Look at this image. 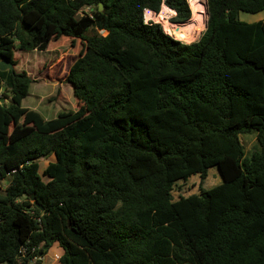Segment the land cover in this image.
I'll use <instances>...</instances> for the list:
<instances>
[{
  "label": "trees",
  "instance_id": "obj_1",
  "mask_svg": "<svg viewBox=\"0 0 264 264\" xmlns=\"http://www.w3.org/2000/svg\"><path fill=\"white\" fill-rule=\"evenodd\" d=\"M162 3L191 16L187 0H0V59L57 39L79 55L78 108L52 119L22 106L25 71H0V264L54 244L59 264H264V19L239 18L264 0H206L190 43L143 23ZM214 166L221 183L172 199Z\"/></svg>",
  "mask_w": 264,
  "mask_h": 264
},
{
  "label": "rangeland",
  "instance_id": "obj_2",
  "mask_svg": "<svg viewBox=\"0 0 264 264\" xmlns=\"http://www.w3.org/2000/svg\"><path fill=\"white\" fill-rule=\"evenodd\" d=\"M192 5L202 6L203 14H205V18L207 19L205 0H190V11ZM88 10L89 9L84 8L82 13ZM239 18L241 21L249 23L259 21L264 18V10L255 14L240 12ZM204 29L205 27L189 42L177 38L175 39L184 43L196 41ZM93 33L94 31L90 30L87 32V35ZM98 33L102 35L106 34L105 31H98ZM53 44L51 43L44 51L14 50L13 53L17 63L14 65V70L17 72L25 71L33 79L26 97L22 100V106L38 112L45 119H52L61 112L76 111L78 108V101L73 96L72 85L66 81L69 67L79 56L77 47L67 41L64 42V39L54 40ZM1 99L2 101H0V104L6 101L4 96ZM239 140L247 155H249L257 145L256 134L254 132L240 134ZM54 159L53 155L39 159V173L41 174L47 164ZM42 179L47 181L48 178L47 176H42ZM222 181L223 178L218 168L216 166L210 167L207 170L206 178L203 180L195 174L190 176L187 180H179L174 183L171 192L172 199L176 200L180 196L186 197L191 194H198L200 188L209 189ZM5 184L6 181L0 179V187H4ZM55 247L59 246L56 245Z\"/></svg>",
  "mask_w": 264,
  "mask_h": 264
},
{
  "label": "bare ground",
  "instance_id": "obj_3",
  "mask_svg": "<svg viewBox=\"0 0 264 264\" xmlns=\"http://www.w3.org/2000/svg\"><path fill=\"white\" fill-rule=\"evenodd\" d=\"M192 15L189 20L183 23H177L175 21L168 22L164 21L168 28V31L179 40H184L186 42L191 41L194 36L205 27V14H203V7L199 5H192L191 6ZM169 15V11L163 9L160 16L167 17Z\"/></svg>",
  "mask_w": 264,
  "mask_h": 264
},
{
  "label": "built area",
  "instance_id": "obj_4",
  "mask_svg": "<svg viewBox=\"0 0 264 264\" xmlns=\"http://www.w3.org/2000/svg\"><path fill=\"white\" fill-rule=\"evenodd\" d=\"M189 1L190 0H187L188 2V5H189ZM88 9V8H87ZM163 9H166L169 11V15L167 17H164V16H160L161 12ZM91 10V9H90ZM84 13L81 12V15H83ZM142 21L144 24H159L163 33L168 35L169 37H172L175 39V37L172 36V34L168 31V28L165 24H163V22L166 20L168 22H173L175 16H176V11L173 9V8H170L168 6H166L164 3L161 4V7L158 11H154L150 8H143L142 9ZM176 22V21H175ZM26 249L25 247L21 248V252L22 253H25ZM35 251V248H32L31 249V252ZM41 257L40 256H34L32 258V260H37V259H40ZM54 259H57L59 260V256H55Z\"/></svg>",
  "mask_w": 264,
  "mask_h": 264
},
{
  "label": "crops",
  "instance_id": "obj_5",
  "mask_svg": "<svg viewBox=\"0 0 264 264\" xmlns=\"http://www.w3.org/2000/svg\"><path fill=\"white\" fill-rule=\"evenodd\" d=\"M264 19V18H263ZM57 244L52 245L49 250L44 254H40V259L31 260L30 264H59L57 259H54L55 256H60L62 250L60 247H55ZM51 250V253H50Z\"/></svg>",
  "mask_w": 264,
  "mask_h": 264
},
{
  "label": "water",
  "instance_id": "obj_6",
  "mask_svg": "<svg viewBox=\"0 0 264 264\" xmlns=\"http://www.w3.org/2000/svg\"><path fill=\"white\" fill-rule=\"evenodd\" d=\"M205 5H206V0H205ZM101 9H102V3L99 2L98 3V10L100 11ZM206 13H207V7H206ZM207 17H208V13H207ZM206 21H207V19H206ZM205 28H206V24H205ZM13 69H14V67L10 62L0 59V71H5V70L13 71ZM0 101H2V99ZM30 198H31V200H33L34 204L37 206V202L34 198V195H31ZM39 209L42 210V207H39Z\"/></svg>",
  "mask_w": 264,
  "mask_h": 264
}]
</instances>
